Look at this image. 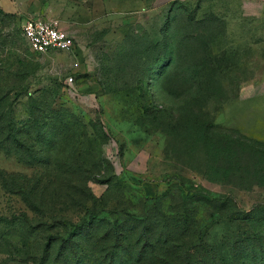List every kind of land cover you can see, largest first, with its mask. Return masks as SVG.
<instances>
[{
	"label": "rangeland",
	"instance_id": "rangeland-1",
	"mask_svg": "<svg viewBox=\"0 0 264 264\" xmlns=\"http://www.w3.org/2000/svg\"><path fill=\"white\" fill-rule=\"evenodd\" d=\"M257 1L0 0V264H264Z\"/></svg>",
	"mask_w": 264,
	"mask_h": 264
},
{
	"label": "built area",
	"instance_id": "built-area-1",
	"mask_svg": "<svg viewBox=\"0 0 264 264\" xmlns=\"http://www.w3.org/2000/svg\"><path fill=\"white\" fill-rule=\"evenodd\" d=\"M23 36L30 48L40 54L54 50H63L71 53L78 51V42L75 37L63 29L61 22L55 17H29L22 24ZM74 82V77H69Z\"/></svg>",
	"mask_w": 264,
	"mask_h": 264
},
{
	"label": "trees",
	"instance_id": "trees-1",
	"mask_svg": "<svg viewBox=\"0 0 264 264\" xmlns=\"http://www.w3.org/2000/svg\"><path fill=\"white\" fill-rule=\"evenodd\" d=\"M8 126V127H7ZM5 128H6V131H8L7 132V134H6V137H5V139L6 140H9V141H12V142H14L13 140L17 137V133L19 132L18 130H20V129H17L16 127H14V126H12V124L10 123V124H8ZM140 236H145V237H148L149 235L147 234V230H146V228L143 230V231H141V233H140ZM153 248H154V246H152ZM144 248V247H143ZM141 249V251L140 252H143L144 251V249ZM139 261H140V259H139Z\"/></svg>",
	"mask_w": 264,
	"mask_h": 264
},
{
	"label": "crops",
	"instance_id": "crops-1",
	"mask_svg": "<svg viewBox=\"0 0 264 264\" xmlns=\"http://www.w3.org/2000/svg\"><path fill=\"white\" fill-rule=\"evenodd\" d=\"M246 2V6L245 9H249V10H255L256 9V5L258 4L257 0H245Z\"/></svg>",
	"mask_w": 264,
	"mask_h": 264
}]
</instances>
